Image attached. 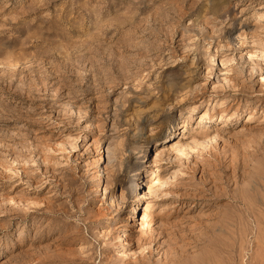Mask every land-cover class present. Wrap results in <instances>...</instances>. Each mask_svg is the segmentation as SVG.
I'll return each mask as SVG.
<instances>
[{"label":"rangeland","instance_id":"1","mask_svg":"<svg viewBox=\"0 0 264 264\" xmlns=\"http://www.w3.org/2000/svg\"><path fill=\"white\" fill-rule=\"evenodd\" d=\"M0 264H264V0H0Z\"/></svg>","mask_w":264,"mask_h":264},{"label":"bare ground","instance_id":"2","mask_svg":"<svg viewBox=\"0 0 264 264\" xmlns=\"http://www.w3.org/2000/svg\"><path fill=\"white\" fill-rule=\"evenodd\" d=\"M222 121H223L224 124H227L228 119H223ZM180 150H182V149H180Z\"/></svg>","mask_w":264,"mask_h":264}]
</instances>
